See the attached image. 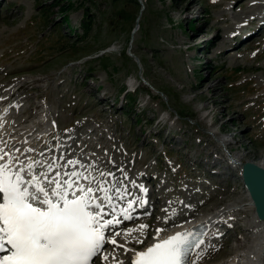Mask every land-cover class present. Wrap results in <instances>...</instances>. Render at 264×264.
Instances as JSON below:
<instances>
[{
	"label": "rangeland",
	"instance_id": "1",
	"mask_svg": "<svg viewBox=\"0 0 264 264\" xmlns=\"http://www.w3.org/2000/svg\"><path fill=\"white\" fill-rule=\"evenodd\" d=\"M242 1L0 0V95L25 81L17 100L22 110L31 108L23 118L44 100L60 139L72 133L74 150L91 153L92 162L100 156L112 170L124 163L133 178L135 169L147 173L145 188L157 207L146 217L150 235L171 198L191 200L197 214L239 202L240 171L227 165L225 148L206 124L215 117L213 130L232 139L228 149L243 160L264 155V43L221 55L218 40L211 41L216 27L223 35L254 31L247 20L262 16L264 0ZM205 38L210 45L197 44ZM133 79L138 87L126 93ZM202 106L211 111L203 124L197 122ZM166 115L167 125L155 122ZM168 190L171 196L163 197ZM244 216L242 210L233 215L242 230ZM225 226L217 228L221 235L227 231L226 240H214L218 250L205 263L229 257L239 237L250 239L249 231Z\"/></svg>",
	"mask_w": 264,
	"mask_h": 264
},
{
	"label": "snow or ice",
	"instance_id": "2",
	"mask_svg": "<svg viewBox=\"0 0 264 264\" xmlns=\"http://www.w3.org/2000/svg\"><path fill=\"white\" fill-rule=\"evenodd\" d=\"M51 139L61 150L63 163L54 157L48 161L45 153L51 144L43 149L6 151V143L0 147V264H91L106 243L116 244L120 232L113 231L110 237L105 233L121 223L118 217L132 220L134 205L147 203L129 198L124 182L133 188L136 184L122 169H117L121 172L117 177L86 158H70L60 138ZM25 153L35 155L21 159ZM139 191L146 193L143 185ZM146 227L139 225L141 230ZM161 231L155 230L154 242L136 251L130 264H198L202 250H194L205 244L202 228L159 239Z\"/></svg>",
	"mask_w": 264,
	"mask_h": 264
},
{
	"label": "bare ground",
	"instance_id": "3",
	"mask_svg": "<svg viewBox=\"0 0 264 264\" xmlns=\"http://www.w3.org/2000/svg\"><path fill=\"white\" fill-rule=\"evenodd\" d=\"M235 1H236V3L240 2L238 6L245 5V3L242 0H235ZM236 3L234 5H236ZM262 5H263L262 3L259 4V8H260L261 12L262 11L264 12V7ZM139 17H140V14H139L138 18ZM255 20L258 21V24H254V27H256V28L254 29V31H251L248 29L247 33H244L245 31H243L241 34H239L240 32L238 30H235V31L233 30L234 32H232L231 34L227 33V35H229V36H227V35H223V32L218 27H216L217 28V31H216L217 34L215 36H213L212 40L211 39L210 40L211 41H215V40L217 41L218 40V42L220 43L219 44L220 46L219 47L217 46L218 49H216V50H218V53L223 55L224 53H228L229 48H233L235 50L238 49V51H240V50L246 49L247 47L254 48L256 45L262 44V42L264 43V38H262L261 40L258 39L260 36L262 37V35H264V14H262V16H260V17L249 18L247 20V23H250V26H252L253 24H251V23L254 22ZM222 21H225V20L222 19L221 22ZM229 28L234 29L235 26H231ZM238 36L240 38V39H238L239 40L238 45L236 47H229L228 44H230L232 41L236 40L238 38ZM252 40H255V41H254V43L250 44V41H252ZM206 41L209 42V45H210V41L208 39L201 41V43H204ZM262 49L264 50V46ZM218 53L216 51V56L219 55ZM130 56H131V54H130ZM17 84H18V87H16ZM26 85H27V83L25 81L24 82L19 81V83L17 81L15 83V85L12 86L11 89H7L8 92L4 91L5 93L0 95V97H1L0 98V112L4 106L8 107V109L11 108L9 106L10 105L9 101L14 100L16 97L18 99L19 96H21L22 90L24 89V87ZM36 107H38V105ZM22 108H24L23 104L22 105L17 104L13 108V111H12L13 117L7 118V119H6L7 115H5V114L3 115L0 113V115L2 116V118H0V147H3L6 143L8 146L7 148H5L6 151L9 149H14V148H19V149L23 150L24 148H28V147L43 149V148H46L48 144L56 143V141L52 140L51 137L53 135H56L60 138L61 136H59V131H57L58 126H56L55 122L53 121L54 116L52 115L53 113H51V111L49 110V107H48V109L46 108L49 111V113L47 111V113H46L47 119H46V121H43V125H44L43 127L44 128L42 130H40L39 133L36 135L38 142H36V143H33L34 141L25 142V141H28L26 139H28L30 137L31 133H34L36 130L40 129V128H37L36 125L42 126V124L36 123L33 121L32 122V123H34L33 126L32 125L28 126L27 124L22 125V123L26 122V119L28 117H30L28 115L27 116L25 115L26 118H23L25 111L30 110L31 106L30 107L27 106V109H25V110H22ZM199 112H201L202 114L200 115V117L197 116V122L203 124L206 121V119H208L211 116V111H209V109L207 107L202 106V108H200ZM221 112H224V111H221ZM19 116H21L20 117L21 119L18 120ZM23 119H25V120H23ZM168 120H169V118H168ZM168 120L163 121L161 118L159 121L160 122L163 121L164 122L163 125H167ZM210 120H214V121L212 123H210L209 125L206 124L207 130L209 131V133H211V135H213L217 139L216 141H218L220 145H222L225 149H227L228 147H230L229 144H232L233 140L221 138L220 137L221 136L220 131H214L213 130L214 126L216 125L217 119H215V117H213ZM79 127L80 126H78L77 129ZM71 135H72V133L69 134L66 137V139L64 138L65 140L60 139V141L65 144V148L69 152L70 158H82L79 154H76L78 152V149L74 150L72 148L73 139H72ZM82 141H80V142H82ZM84 141H87V140H84ZM99 149H100L99 147L98 148L92 147V150L97 151ZM71 151L76 152L75 153L76 155L72 154ZM49 152H51V155L49 156V158L51 156H53L54 154H56L54 158L58 162L63 163V161L59 160V157L61 155V151L59 149L57 152H52V149H50ZM15 155H20V153H15ZM34 155H35V153H25L24 156H21V159H24L26 156H34ZM45 155L47 156V153H45ZM227 155H228V159H226L227 165L230 166L231 168L237 169L238 163L241 162V160L242 161L247 160V161L252 162V163L255 162V164L264 167V155L259 156L260 158L257 161H253L250 159H244L243 160V157H241L242 155L240 156V155L235 154L233 152H230ZM99 157L100 156H98L97 158L96 157L93 158L94 159L93 162H95L96 167H99L101 170H105V171L111 170L112 172L115 173V175L117 177H121V172L117 171V169H122L123 173L128 176L130 181H133L136 183H137V181H139V183L144 185V188L146 187V182H147V175L146 174L147 173L137 174L133 178L131 173L126 171V165L124 163L121 164L120 167L117 168L116 170H112V167L102 165L100 163L102 159ZM48 161L50 162L51 159H49ZM109 164H110V162H109ZM111 165L117 166V163L114 165L111 163ZM239 175L240 174H238V177H239ZM124 183L131 190V192H130L131 196L129 198L138 197L141 199H145L147 201L146 204H144L141 208L139 207L138 209H136V205H134V207H135L134 212H137L139 210L142 212L143 215L142 216L139 215L137 217V214H136V217L134 216L132 220H127V221L123 220V221H121L120 224H118L116 226L115 229H113L111 231H106V233H105L106 237H110V236H112L113 231H118L117 227L123 228L122 230L119 231L120 235L115 236L116 244L106 243L105 246L106 245L107 246L106 247L104 246V249L102 250V252L100 254H98L97 257L93 258L92 262H95L96 264H98V262L101 264H120V263L126 264V262H127V264H130V260L136 251L145 250L148 246H150L154 242L153 237L156 236L155 230L157 228L164 229V231H161L160 236H159V239H164V238H167L168 236L175 234L176 232H178V230L181 231V230L187 229L191 226L190 225L191 223L179 224L178 221L182 220L183 218L190 217L191 215L192 216L199 215V214L195 213L196 211H198L197 210L198 207L193 206V202L191 200H188L186 198H182L183 200H181V199L179 200L176 198H175L176 200H171L173 198H171V199L169 198L170 200L168 202H164L163 206L165 208H164L163 212L162 211L160 212V214L163 215V218L160 219L158 222L154 221L155 225H153L154 227H153V229H151L152 232L150 235V234H148V231H150L151 224L148 221L149 219L146 220V217L154 216V214L152 212H154V210L157 209V207L154 208L152 205L153 203L151 200L152 198L150 195V190L145 188L146 193H141V195H139L138 194L139 189L137 187L133 188L131 186V184H128V181H125ZM141 184H139V186ZM150 187H151V185H150ZM242 191H243V195L241 196L242 199L239 200V202L229 203V204L225 205L224 207L217 208L215 210H211V211H209V213H202L199 217H197L198 220H201V221L205 220L207 222V224H209V228H207V230L205 231V233H206L205 244L201 246V249L194 250V251H201L202 250V258L198 261V264H264V221L258 220L257 217L254 216L255 211H254L253 206H252L251 197L248 196V194L244 188V185L242 187ZM171 192H172V190L162 192L163 197L164 196L168 197L169 194L171 196ZM221 193H223V192H221ZM175 196H176V194H175ZM158 200L154 201V203L156 205H158V203H159ZM160 200H163V199L160 198ZM199 205H200V203H199ZM241 210L245 213V216L241 220L243 221L244 225L247 226V228H244V230L240 229L241 226L236 222V220H239V219H235V217H233V215L235 213H238V215H240ZM148 211H150V213H148ZM182 211H184L185 213H182ZM247 213H249V214L247 215ZM119 218L120 217H118V219ZM140 219H142L143 225L147 226L143 230L139 229V225L142 224L140 222L141 221ZM131 223H136L137 227L130 228L129 226L131 225ZM176 223H178V225ZM224 225H230L228 230L233 231L234 233H236L234 230H238V229H240V231L242 230L243 233H246L249 231L250 239H248L247 242H245L243 237H239L238 241H237L238 246L235 248L236 250L234 251V253H232L229 257H227L226 259H219V261L218 260L214 261V262L209 261L208 263H205L206 259L209 260L208 254L212 253V252L215 253L218 250V248L216 246V242L214 240H217L216 238H219V237L223 240L225 237V234L227 235V231H225V233L221 235V234H219V230H217V227H223ZM129 230H132L131 233L126 235V233H128ZM225 240H226V237H225ZM140 241H142V243ZM244 242H245V246L243 245ZM110 245L112 247H108ZM119 245H121L124 250H125V248L129 249V251L126 252V258L125 259L118 254L119 249H121V247H119ZM113 251H116L117 253L114 254ZM104 256H107L108 259L104 260L103 259Z\"/></svg>",
	"mask_w": 264,
	"mask_h": 264
},
{
	"label": "water",
	"instance_id": "4",
	"mask_svg": "<svg viewBox=\"0 0 264 264\" xmlns=\"http://www.w3.org/2000/svg\"><path fill=\"white\" fill-rule=\"evenodd\" d=\"M239 171L241 184L251 197L254 214L264 221V167L245 160L239 163Z\"/></svg>",
	"mask_w": 264,
	"mask_h": 264
}]
</instances>
